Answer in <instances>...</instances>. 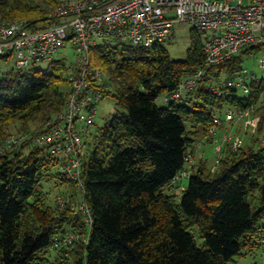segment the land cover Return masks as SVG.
<instances>
[{
  "label": "trees",
  "instance_id": "obj_1",
  "mask_svg": "<svg viewBox=\"0 0 264 264\" xmlns=\"http://www.w3.org/2000/svg\"><path fill=\"white\" fill-rule=\"evenodd\" d=\"M57 1L0 0V23L24 19L41 27ZM204 33L190 28L182 60L171 58L163 44L109 41L91 50L92 64L108 75L104 97L117 108L97 127L87 159L85 151L83 189L45 146L26 141L0 154V264H228L258 246L264 254V142L237 150L225 144L214 168L193 160L184 189L165 191L188 155L194 159L201 143L211 141L208 129L226 107L256 106L259 131L264 128V84L250 82L249 94L240 96L226 83L243 70L246 50L211 68L188 98L156 104L203 62ZM66 71L67 64L55 60L45 70L13 66L0 73V140L12 124L18 132L44 131L65 106ZM52 178L55 186H69L64 206L44 189ZM79 195L91 225L71 209ZM73 232L77 240L55 246Z\"/></svg>",
  "mask_w": 264,
  "mask_h": 264
},
{
  "label": "built area",
  "instance_id": "obj_2",
  "mask_svg": "<svg viewBox=\"0 0 264 264\" xmlns=\"http://www.w3.org/2000/svg\"><path fill=\"white\" fill-rule=\"evenodd\" d=\"M176 23H189L199 30L213 32L204 40L203 62L179 83L170 94L171 99L188 98L211 68L242 50H246V58L258 57L263 76L258 78L244 70L228 79L227 85L247 95L250 82L264 84V0H58L41 27H30L24 19L0 23V56L14 58L18 69L50 60L58 49L68 44L76 54L75 61L67 65L69 94L64 108L46 121L44 131L36 135H10L0 140V154L26 141L45 146L57 158L60 171L77 182L82 190L81 164L86 151L83 135L90 133L97 106L104 98L103 73L100 67L92 64L91 50L109 41L145 47L163 44ZM212 90L219 94L215 87ZM260 105L264 107V92ZM255 112L254 105L230 106L214 117L207 138L218 146L219 157L223 144L237 150L244 139L232 133L217 138V128L224 123L243 121L246 127L254 130L260 121ZM192 166L193 156L188 155L186 168L174 180L180 181V190L184 189L182 180L190 176ZM59 203L60 206L67 204L65 198H60ZM69 204L83 214L86 224L91 225L90 209L84 201ZM78 237L77 233H68L56 239L55 246L69 244Z\"/></svg>",
  "mask_w": 264,
  "mask_h": 264
},
{
  "label": "rangeland",
  "instance_id": "obj_3",
  "mask_svg": "<svg viewBox=\"0 0 264 264\" xmlns=\"http://www.w3.org/2000/svg\"><path fill=\"white\" fill-rule=\"evenodd\" d=\"M192 27L189 23H176L173 28V32L170 35V37L163 43V46L168 50L170 53L171 58L176 60H182L186 57L187 48L190 45V39H189V30ZM212 30H207L204 34V40L208 36L212 34ZM110 44H114L115 41H110ZM76 54L74 48L71 46V44H68L67 46L60 48L55 52L50 60H43L38 61L35 63H31L27 68L24 70L30 71L32 69H41L45 70L48 69L49 65L55 61H63L67 65L70 63H73L75 61ZM15 66V60L14 58H8V59H0V73ZM246 70L247 74H254L258 78L263 76V71L259 67V61L258 57H248L245 59L243 64V70L242 72ZM102 71V70H101ZM104 80L108 79V75L102 71ZM245 73V72H244ZM222 79L226 78L225 75L221 76ZM238 94L240 96L244 95V93L241 90H238ZM172 101V99L167 95L163 94L160 97L157 98L156 104L160 107H165L169 104V102ZM117 105L115 100L111 96L104 97L97 106V113L94 116V123L90 127L91 134L84 133L83 138L88 143V148L86 149V156L85 159L90 155L91 150L93 149L94 143H95V137L93 136L97 127L101 126L104 122V120L108 117H111L113 112L116 110ZM255 115H258L261 120V115L255 112ZM260 122V121H259ZM18 124V123H16ZM259 125V124H258ZM10 130V135L20 134V133H31V132H18L17 129L14 128V124H12ZM38 128L36 125L32 126V129L35 130ZM226 133H232L233 135H239L242 136L244 139L243 146L247 143H254L256 142L257 145L262 144L264 142V128L259 131V126H257L254 130L252 128H248L244 125L243 121H233L229 123H224L222 126H219L217 128V138H221ZM33 134V133H32ZM9 135V136H10ZM204 139H202L203 142ZM207 143V144H206ZM201 143L202 145H205V156L204 159L207 161V167L208 168H214L215 164L218 163L219 153L217 151L218 146L212 143L211 141ZM225 144L222 145V149ZM201 146V145H200ZM199 146V147H200ZM221 149V152H222ZM195 158V157H194ZM194 160V159H193ZM58 182V179L52 178L49 180H44L43 185L44 189L50 190V197L51 200L54 202L57 200V202L60 201V198H65L63 195V192L66 191L69 186L66 184L55 186V184ZM188 182V179L185 178L182 180L183 185H186ZM179 180L174 181L173 187L169 189V187H166V192H173L175 194H179L181 191L178 188ZM179 184V185H178ZM80 190V189H79ZM82 199L80 198V195L77 196L75 201H72L74 203H81ZM71 203V202H70ZM73 209V208H71ZM198 241H201L200 238H197ZM250 249V248H248ZM247 254L245 256L241 257H235L233 261L229 262L228 264H252L253 262L262 263L264 261V254H263V248H252L251 252L246 250Z\"/></svg>",
  "mask_w": 264,
  "mask_h": 264
},
{
  "label": "crops",
  "instance_id": "obj_4",
  "mask_svg": "<svg viewBox=\"0 0 264 264\" xmlns=\"http://www.w3.org/2000/svg\"><path fill=\"white\" fill-rule=\"evenodd\" d=\"M206 144H204V145L201 144V146L198 148L197 153H196L195 158H194L195 163L199 162L200 160H205L204 159V156H205L204 152H205V145Z\"/></svg>",
  "mask_w": 264,
  "mask_h": 264
}]
</instances>
